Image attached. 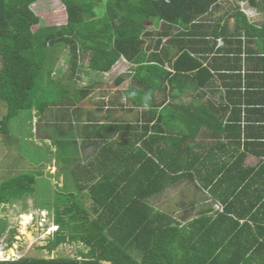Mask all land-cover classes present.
Wrapping results in <instances>:
<instances>
[{"label":"trees","instance_id":"1","mask_svg":"<svg viewBox=\"0 0 264 264\" xmlns=\"http://www.w3.org/2000/svg\"><path fill=\"white\" fill-rule=\"evenodd\" d=\"M37 1L0 0V104L5 111L0 131L8 134L7 149L16 151L10 154L13 160L10 167L16 166L20 158L25 161L21 171L9 169L0 177V207L37 199L36 208L46 212L47 226L55 223L56 227L46 245L48 252L71 242L81 243L87 250L77 252L80 259L22 256L0 260V264H253L251 256L255 254L230 251L238 238L215 237L213 245L209 246L207 241L203 242L206 238L199 237L196 246L192 235L147 202L164 177L155 160L143 152L135 156L139 158V167L128 173L130 178L126 182L112 183L102 177L90 184L87 195L91 205L88 207L80 201L85 185L78 182L77 168L73 166L74 169L63 173L64 183L58 187L53 178L58 177L59 172L51 173L48 169L50 150L43 144L36 145L32 136H27L28 147L35 144L37 150L33 164L27 157L20 156V146L12 141L16 136L12 128L21 136L20 126L25 121L30 126L34 111L42 118L54 102L58 106L74 107L80 103L82 94L87 93V90L71 93L69 86L50 76L57 47L69 46L70 80L81 58H87V68L92 72L109 71L120 57L125 58L134 66V86L124 91V95L135 105L148 107L147 95L165 90L166 84L173 98L189 88L195 76L203 75V81L199 80L201 86L208 84L212 75L198 55L209 52L239 55L242 36L264 53V21L259 26L250 23L245 12L235 5L226 11L225 18L213 20L219 0H61L66 9V23L32 30L39 23L31 8ZM247 1L256 9L264 8V0ZM230 18L234 20L235 30L233 35H226L225 23ZM147 21L160 24L159 30L153 33L155 40L150 38L152 31L146 30ZM219 37L226 41L229 49H215ZM163 38L166 39L163 41ZM233 68L236 67L221 69L236 70ZM62 134L59 131L58 135ZM48 136L44 138H50ZM40 139L42 142L43 137ZM171 146L176 144L171 143ZM157 160L162 159L157 157ZM105 161L113 163L118 159L107 157ZM165 165L169 167L164 162ZM151 166L154 172L150 181H138L137 176L143 177ZM46 182H49L48 189L44 188ZM73 184L76 187H72ZM4 229V225H0V234ZM257 231L261 241L253 237L249 246H264V227Z\"/></svg>","mask_w":264,"mask_h":264},{"label":"crops","instance_id":"2","mask_svg":"<svg viewBox=\"0 0 264 264\" xmlns=\"http://www.w3.org/2000/svg\"><path fill=\"white\" fill-rule=\"evenodd\" d=\"M241 1L247 3L255 17L264 15V8L256 9L247 0ZM216 11L213 20L223 13ZM248 14L250 23L259 26L264 21L263 15L257 20ZM153 24L154 29H159L160 24ZM225 24L226 35H233V18ZM241 39L239 55H214L213 52L198 55L212 75L207 85L199 84L203 75L195 76L189 88L173 98L166 84L165 90L147 95L148 107L135 105L124 95V91L134 86V66L125 58L120 57L117 63H127L132 67L130 71L114 73V64L109 71L92 72L86 66V89L82 91L87 90V93L82 95L87 97L95 88L101 100L93 104L83 100L82 96L81 114L66 110L60 114L62 107H59L56 123L67 121L71 125L68 130L64 129V136L58 135L60 127L55 128L58 129L56 132L53 127H48L50 136L42 134L40 128L39 135L34 132L36 144H43L50 150L48 169L51 172L53 168L54 173L60 174L54 183L61 187L63 173L73 168L59 171L61 156L80 157L74 165L80 173L79 184L85 185L79 197L89 207L91 199L87 187L102 177L109 178L112 183L126 182L130 178L128 173L139 167L136 155L143 152L155 160L164 177L156 185L160 191L157 189L147 199L149 204L183 227L186 234L192 235V243L196 246L199 237L206 238L203 242L207 241L209 246L213 245L215 237H235L238 240L233 241L230 251L255 254L251 256L252 263H263L264 246H249V242H253V237L261 241L257 230L264 227V53L244 36ZM215 44V49L230 48L222 37ZM165 65L167 68V61ZM226 66H234L236 70L221 69ZM181 87L182 81L179 89ZM68 90L74 91L72 86ZM76 106L69 105L70 108ZM69 113L72 114L70 117ZM76 123L81 125L79 134L75 132ZM46 136L50 138H44ZM40 137H43L42 142ZM107 157H116L118 161L106 163ZM157 157H161V162ZM164 162L169 167H164ZM153 172L151 166L143 177L137 176V180L148 183ZM72 187H76L75 184ZM51 226L55 227V223H49L47 229L51 230ZM71 244L81 243H62L49 253ZM86 250L84 247L83 252ZM75 257L81 258L77 252Z\"/></svg>","mask_w":264,"mask_h":264},{"label":"rangeland","instance_id":"3","mask_svg":"<svg viewBox=\"0 0 264 264\" xmlns=\"http://www.w3.org/2000/svg\"><path fill=\"white\" fill-rule=\"evenodd\" d=\"M5 1L10 2L11 0H5ZM231 5L239 6L240 9H242L243 12H245V14L250 13L248 15L254 17L257 20H260V17L263 15L262 14L259 15L260 17L258 16L255 17L256 14L249 11V7L247 3H245V1L219 0L218 1L219 7L215 10H217L216 11L217 13H219V10L222 11L223 13L217 15V17L225 18V13L228 9H231L230 8ZM31 8L39 18V23L37 25H34L32 27V30H36L38 27H49V26L59 27L66 23V9L65 6L62 4L61 0H38L34 4H31ZM145 26H146V30L152 31V34L154 32H157V30H159V29H154L155 25L153 24V22L150 21H147ZM153 35L150 38L155 40L156 37L155 35L154 36ZM57 48H58L57 58L56 61L54 62L55 64L52 67V71L50 74L52 79L61 80L67 86L71 85L75 91H81L86 89L84 85V80H85V72L87 66V58L84 57L78 60L77 66L75 68V75L70 80V75L72 74V70H71L72 67L70 68V62H69V58L71 56L69 52L70 50L69 46L66 45L64 47L61 48L57 47ZM113 67L115 68L114 73H116L117 71L126 72L132 69V67L130 65L128 66L127 63L123 64L116 62ZM85 95H82L84 97V99L83 98L82 99L93 104L101 100L100 97L98 96V91L95 88H93V90L87 97H85ZM81 102L77 104L75 108H70L69 105L66 104H64L65 106L57 105L58 107H56L54 102L53 105H50L48 107L42 118H40L37 115V113L34 111V116L32 120H29L30 126L27 125L26 121L23 122V125L21 124L22 125L20 126L21 136L17 133V131L14 128H12L14 130V132L13 130L12 132L14 133V135H16L13 137L12 141H15L16 145L20 146V150H19L20 156L27 157L28 159H30V161L33 164H35L37 159L36 156L37 150H36V146L34 145L36 144V135H39L37 132L38 129L40 128L42 130L41 133L43 134L48 131L47 130L48 127H53V129H55L61 126V132L65 134L64 129L67 128L68 130L71 125H69L67 121L66 123L62 121L60 122L58 121V123H56L57 119L55 121V117L58 118V116H60L57 113L58 111L56 112V110H60L59 107H62L63 111L67 110V111H71L72 113L79 112L81 114L82 111ZM1 108L2 106L0 104V125L3 124L1 123V119H2V115H4L5 113V111L2 110ZM62 109L60 114L61 113L64 114ZM51 122L55 124L52 125ZM60 123H62V125ZM80 126H81L80 123L75 124L74 127L76 134H79ZM57 130L58 129H55V132ZM34 132H36V135L34 134ZM7 135L5 134V132L0 131V177L7 174V171L9 169L12 170V172L21 171L25 165V161L19 156L20 159L18 160V162H16V166L10 167L11 164L13 163L10 154L12 155L16 154V151L14 148L8 147L7 149V145H8L6 144L8 139ZM27 136H32V141L35 143V144H31L32 147L30 145V148L28 147V141L26 140ZM46 144L49 145L48 140ZM17 154H18V150H17ZM79 160H81V158L76 156H70V157L61 156L60 158L61 166L59 167V171L69 170L70 166H74L75 163ZM84 160L85 158L82 157V161ZM51 172H54L53 168L51 169ZM58 180L57 177L53 178V182H56ZM43 184H44V188L46 186V189H48L49 182ZM45 190H43L42 192H44ZM37 201H38L37 199L36 200L28 199L26 203L19 201L18 204L15 203V205L13 206L2 205L0 207V225L1 226L4 225L5 228L0 234V260H7L9 258L16 259L22 256H34L36 258H46L49 256L55 257L56 255L71 258L73 257V255L76 256V252L83 251L84 247L81 244H71L70 246L68 245L61 246V248L54 251L52 254L48 252L46 245L49 241L50 234L54 232V228H51V230L47 229L48 227L47 215L44 211H41V209L36 208Z\"/></svg>","mask_w":264,"mask_h":264},{"label":"built area","instance_id":"4","mask_svg":"<svg viewBox=\"0 0 264 264\" xmlns=\"http://www.w3.org/2000/svg\"><path fill=\"white\" fill-rule=\"evenodd\" d=\"M51 228H55V227L51 226Z\"/></svg>","mask_w":264,"mask_h":264},{"label":"bare ground","instance_id":"5","mask_svg":"<svg viewBox=\"0 0 264 264\" xmlns=\"http://www.w3.org/2000/svg\"><path fill=\"white\" fill-rule=\"evenodd\" d=\"M26 218V217H25ZM55 229V228H54Z\"/></svg>","mask_w":264,"mask_h":264},{"label":"water","instance_id":"6","mask_svg":"<svg viewBox=\"0 0 264 264\" xmlns=\"http://www.w3.org/2000/svg\"><path fill=\"white\" fill-rule=\"evenodd\" d=\"M109 264V263H108Z\"/></svg>","mask_w":264,"mask_h":264}]
</instances>
